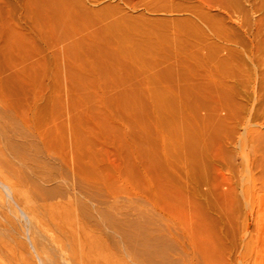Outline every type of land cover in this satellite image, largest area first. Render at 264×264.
I'll use <instances>...</instances> for the list:
<instances>
[{"label": "rangeland", "instance_id": "1", "mask_svg": "<svg viewBox=\"0 0 264 264\" xmlns=\"http://www.w3.org/2000/svg\"><path fill=\"white\" fill-rule=\"evenodd\" d=\"M262 4L0 0V264H264Z\"/></svg>", "mask_w": 264, "mask_h": 264}, {"label": "bare ground", "instance_id": "2", "mask_svg": "<svg viewBox=\"0 0 264 264\" xmlns=\"http://www.w3.org/2000/svg\"><path fill=\"white\" fill-rule=\"evenodd\" d=\"M253 1H254V0H253ZM219 3H220V2H219ZM224 3H225V1H224ZM228 3H229V2H228ZM226 4H227V3H226ZM230 4H231V3H230ZM260 4H261V3H260ZM210 5H211V4H210ZM212 5H213V4H212ZM217 5H218V4H217ZM222 5H223V4H222ZM219 6H220V5H219ZM262 6H264V4H262ZM210 7H211V6H210ZM259 8H260V6H259ZM226 9H227V8H226ZM229 9H230V8H229ZM230 10H232V9H230ZM223 12H225V11H223ZM232 13H233V12H232ZM226 14H227V13H226ZM224 18H225V17H224ZM211 19H212V18H211ZM213 19H214V18H213ZM214 23H215V21H214ZM222 24H223V23H222ZM210 28H211V26H210ZM215 31H216V30H215ZM210 32H211V30H210ZM217 35H218V34H217ZM210 40H211V39H210ZM222 40H223V39H222ZM227 41H228V40H227ZM218 57H219V56H218ZM213 59H214V58H213ZM5 191H6V190H5ZM74 198H75V197H74ZM78 198H79V197H78ZM72 199H73V197H72ZM78 200H79V199H78ZM73 202H74V200H73ZM76 202H78V201H75V203H76ZM75 203H74V204H75ZM78 203H79V202H78ZM78 203L76 204L77 206H78ZM80 203H81V201H80ZM81 204H82V203H81ZM83 204H84V203H83ZM83 204H82V205H83ZM79 206H80V205H79ZM83 206H84V205H83ZM85 206L87 207V210L89 211L88 213H91V208H89V206L86 205V204H85ZM85 206H84V207H85ZM75 207H76V206H75ZM75 207H74V208H75ZM75 209H76V208H75ZM85 210H86V209H85ZM87 210H86V212H87ZM83 211H84V210H83ZM80 212H81V211H80ZM80 212L78 213V214H80L78 219H80V221H82V222H81L82 224H86V223H84L83 221H84V218H85V217H86L85 219H87L88 215H85L86 212L83 213L84 215L82 214V216H83V217L85 216V217L83 218V217L81 216V213H82V212H81V213H80ZM91 214H92V213H91ZM91 214H90V215H91ZM77 217H78V216H77ZM91 218H92V215H91ZM91 218L88 217L89 221L91 220L90 222H93ZM88 219H87V220H88ZM87 220H85V221H87ZM80 221H79V222H80ZM89 221H87V222H89ZM82 224H81V225H82ZM91 225H92V226H93V225H96V226H97V223H96V224H95V223H93V224L91 223ZM85 226H86V225H84L83 227H85ZM88 226H89V225H88ZM98 226H99V225H98ZM89 227H90V226H89ZM89 227H87V228H89ZM93 227L95 228V226H93ZM90 228H91V227H90ZM99 228H100V226H99ZM96 229H98V228H96ZM91 230H92V229H90V230L88 229V232L91 233ZM93 230H94V229H93ZM93 230H92V232H94ZM100 230H102V229H99V231H100ZM95 232H96V230H95ZM96 233H97V232H96ZM91 234H92V233H91ZM102 234H103V233H102ZM100 235H101V233H100ZM70 238H71V237H70ZM72 238H73L74 240L70 239V240H72V241H70V243H71L72 245H77V241H78V240L76 241V240H75L76 238H74V237H72ZM106 241H107V238H106ZM188 241H189V240H188ZM188 241H187V242H188ZM81 242H82V241H80V244H81ZM82 243L87 244V245L90 244L89 241H83ZM188 243H189V242H188ZM188 246H192V245L189 244ZM188 246H187V247H188ZM190 248H191V247H190ZM192 249H193V248H192ZM186 250H187V249H186ZM187 251H188V250H187ZM187 253H189V252H187ZM186 255H187V254H186ZM188 256H189V255H188ZM78 257H79V256H78ZM79 258H80V257H79ZM79 258H78V259H79ZM188 262H189V261H188ZM71 264H72V263H71ZM74 264H75V263H74Z\"/></svg>", "mask_w": 264, "mask_h": 264}]
</instances>
